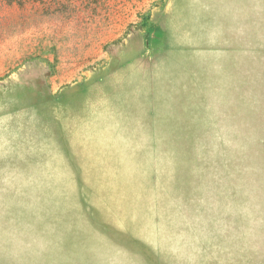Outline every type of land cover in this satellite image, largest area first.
<instances>
[{
  "label": "rangeland",
  "instance_id": "374dc122",
  "mask_svg": "<svg viewBox=\"0 0 264 264\" xmlns=\"http://www.w3.org/2000/svg\"><path fill=\"white\" fill-rule=\"evenodd\" d=\"M208 1L0 0V264H264V0Z\"/></svg>",
  "mask_w": 264,
  "mask_h": 264
},
{
  "label": "crops",
  "instance_id": "0c3cea01",
  "mask_svg": "<svg viewBox=\"0 0 264 264\" xmlns=\"http://www.w3.org/2000/svg\"><path fill=\"white\" fill-rule=\"evenodd\" d=\"M198 2H204V1H207V2H209L208 0H197ZM210 5L212 4L213 5V2H214V0H210ZM207 6V5H206ZM206 11H207V8H206Z\"/></svg>",
  "mask_w": 264,
  "mask_h": 264
}]
</instances>
